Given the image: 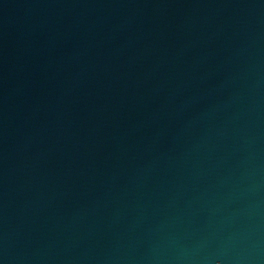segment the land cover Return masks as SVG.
Masks as SVG:
<instances>
[{"label":"water","instance_id":"water-1","mask_svg":"<svg viewBox=\"0 0 264 264\" xmlns=\"http://www.w3.org/2000/svg\"><path fill=\"white\" fill-rule=\"evenodd\" d=\"M0 264H264V0H0Z\"/></svg>","mask_w":264,"mask_h":264}]
</instances>
